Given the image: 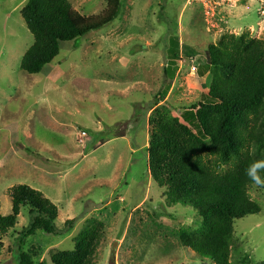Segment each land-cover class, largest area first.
Segmentation results:
<instances>
[{
	"label": "rangeland",
	"instance_id": "374dc122",
	"mask_svg": "<svg viewBox=\"0 0 264 264\" xmlns=\"http://www.w3.org/2000/svg\"><path fill=\"white\" fill-rule=\"evenodd\" d=\"M69 1L86 16L107 7L106 0ZM27 2L0 0V213L12 212L10 188L27 184L58 206L60 229L77 219L66 235L38 231L27 240L34 264H52V254L73 249L76 236L97 223L104 226L93 264H214L179 241L178 232L200 227L202 217L170 204L168 189L154 181L151 118L166 107L202 135L189 113L208 101V46L226 33L264 41V0L212 9L187 0H123L116 20L61 43L60 54L34 75L20 68L34 43L22 17ZM108 134L116 137L101 143ZM249 192L261 212L234 222L239 264L244 255L264 261V186ZM29 213L23 207L0 237V264H17Z\"/></svg>",
	"mask_w": 264,
	"mask_h": 264
},
{
	"label": "trees",
	"instance_id": "16d2710c",
	"mask_svg": "<svg viewBox=\"0 0 264 264\" xmlns=\"http://www.w3.org/2000/svg\"><path fill=\"white\" fill-rule=\"evenodd\" d=\"M106 2L103 13L86 16L69 0H28L22 17L34 43L21 59V70L40 74L60 54L61 43L110 25L120 15L123 0ZM178 42L175 37L173 43L178 46ZM207 54L208 101L193 105L195 112L189 113L202 135L166 107L158 108L151 118L149 169L154 181L168 189L170 204L192 207L202 217L200 227L178 232L179 241L202 260L239 264L232 249L234 222L261 212L249 192L256 184L245 169L264 159V41L246 33H226L208 46ZM115 134H108L101 143ZM260 176L264 179V171ZM9 191L12 212L0 213V237L16 226L21 209L28 207L30 222L18 238L17 264H34L32 254L24 249L27 240L38 231L66 235L77 219L67 220L60 229L56 224L59 208L41 191L27 184ZM103 226L97 223L80 232L73 249L52 254V264H93ZM243 261L240 264H264L252 263L245 255Z\"/></svg>",
	"mask_w": 264,
	"mask_h": 264
},
{
	"label": "clouds",
	"instance_id": "9594fccd",
	"mask_svg": "<svg viewBox=\"0 0 264 264\" xmlns=\"http://www.w3.org/2000/svg\"><path fill=\"white\" fill-rule=\"evenodd\" d=\"M262 171H264V159L254 161L245 169L248 178L259 186H264V179L260 176Z\"/></svg>",
	"mask_w": 264,
	"mask_h": 264
},
{
	"label": "built area",
	"instance_id": "2783aa9c",
	"mask_svg": "<svg viewBox=\"0 0 264 264\" xmlns=\"http://www.w3.org/2000/svg\"><path fill=\"white\" fill-rule=\"evenodd\" d=\"M227 0H187L188 3H201L204 4L205 7H210L212 9V7L224 4V2H226Z\"/></svg>",
	"mask_w": 264,
	"mask_h": 264
},
{
	"label": "water",
	"instance_id": "95a60500",
	"mask_svg": "<svg viewBox=\"0 0 264 264\" xmlns=\"http://www.w3.org/2000/svg\"><path fill=\"white\" fill-rule=\"evenodd\" d=\"M115 244H117V243H115Z\"/></svg>",
	"mask_w": 264,
	"mask_h": 264
}]
</instances>
